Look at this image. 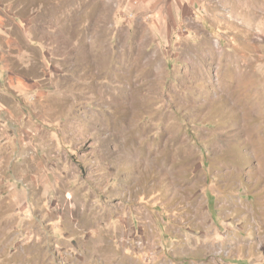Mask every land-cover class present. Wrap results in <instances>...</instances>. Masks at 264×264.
<instances>
[{
    "label": "rangeland",
    "instance_id": "rangeland-1",
    "mask_svg": "<svg viewBox=\"0 0 264 264\" xmlns=\"http://www.w3.org/2000/svg\"><path fill=\"white\" fill-rule=\"evenodd\" d=\"M152 1L0 0V264H264V0Z\"/></svg>",
    "mask_w": 264,
    "mask_h": 264
},
{
    "label": "crops",
    "instance_id": "crops-1",
    "mask_svg": "<svg viewBox=\"0 0 264 264\" xmlns=\"http://www.w3.org/2000/svg\"><path fill=\"white\" fill-rule=\"evenodd\" d=\"M152 2H153V3H159V4H160V3H161V4H162V3H163V4H177V3L179 4V3H182L180 0H161V1H160V0H159V1H155V0H154V1H152Z\"/></svg>",
    "mask_w": 264,
    "mask_h": 264
}]
</instances>
